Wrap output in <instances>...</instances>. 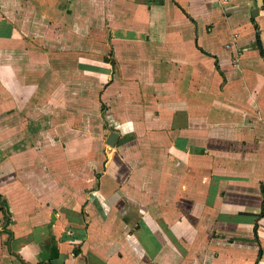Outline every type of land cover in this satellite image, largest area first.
<instances>
[{
  "label": "crops",
  "instance_id": "0c3cea01",
  "mask_svg": "<svg viewBox=\"0 0 264 264\" xmlns=\"http://www.w3.org/2000/svg\"><path fill=\"white\" fill-rule=\"evenodd\" d=\"M0 207V264H264V2L0 0Z\"/></svg>",
  "mask_w": 264,
  "mask_h": 264
},
{
  "label": "rangeland",
  "instance_id": "374dc122",
  "mask_svg": "<svg viewBox=\"0 0 264 264\" xmlns=\"http://www.w3.org/2000/svg\"><path fill=\"white\" fill-rule=\"evenodd\" d=\"M94 117L96 118V116L91 117L92 121L99 120L98 118L94 120ZM103 124H104V127H105L106 129L103 128V130L101 131V132H102V136H101V137H102V141H103V148L105 149L106 146H108V145L105 143V138H106V136H107V134H108L110 128H109V126H108V122L105 120V118H103ZM94 131H95V132H98V133H96V136L98 137L100 131H96V130L93 129V132H94ZM95 132H94V133H95ZM94 133H92V134H94ZM99 138H100V136H99Z\"/></svg>",
  "mask_w": 264,
  "mask_h": 264
},
{
  "label": "water",
  "instance_id": "95a60500",
  "mask_svg": "<svg viewBox=\"0 0 264 264\" xmlns=\"http://www.w3.org/2000/svg\"><path fill=\"white\" fill-rule=\"evenodd\" d=\"M118 138H119V133L115 130H110L105 138V143L108 146L113 147L116 145Z\"/></svg>",
  "mask_w": 264,
  "mask_h": 264
},
{
  "label": "trees",
  "instance_id": "16d2710c",
  "mask_svg": "<svg viewBox=\"0 0 264 264\" xmlns=\"http://www.w3.org/2000/svg\"><path fill=\"white\" fill-rule=\"evenodd\" d=\"M256 39H257L258 44H259L260 52H261V54H263V51H262V48H261V45H260V41H259L258 34H256ZM0 209H2V208L0 207ZM38 264H46V263H44V262H40V263H38Z\"/></svg>",
  "mask_w": 264,
  "mask_h": 264
},
{
  "label": "built area",
  "instance_id": "2783aa9c",
  "mask_svg": "<svg viewBox=\"0 0 264 264\" xmlns=\"http://www.w3.org/2000/svg\"><path fill=\"white\" fill-rule=\"evenodd\" d=\"M260 1H263L264 2V0H260Z\"/></svg>",
  "mask_w": 264,
  "mask_h": 264
}]
</instances>
